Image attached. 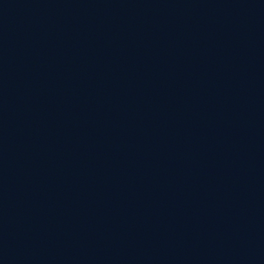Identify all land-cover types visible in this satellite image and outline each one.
Masks as SVG:
<instances>
[{
	"label": "water",
	"instance_id": "95a60500",
	"mask_svg": "<svg viewBox=\"0 0 264 264\" xmlns=\"http://www.w3.org/2000/svg\"><path fill=\"white\" fill-rule=\"evenodd\" d=\"M0 264H264V0H0Z\"/></svg>",
	"mask_w": 264,
	"mask_h": 264
}]
</instances>
